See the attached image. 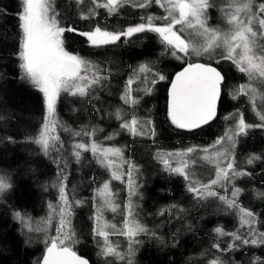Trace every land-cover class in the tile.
Listing matches in <instances>:
<instances>
[{
  "label": "trees",
  "instance_id": "obj_1",
  "mask_svg": "<svg viewBox=\"0 0 264 264\" xmlns=\"http://www.w3.org/2000/svg\"><path fill=\"white\" fill-rule=\"evenodd\" d=\"M103 2V0H101ZM223 0H217L222 3ZM60 12L62 24L71 25L81 31L90 30L95 25L109 31H120L129 25L141 23V17L152 14L160 16L163 10L153 5L149 9L134 8L125 5L117 15H108L106 10L98 9V15L90 20L80 18V13L92 7L91 0H84L83 5L76 0H54ZM18 0H0V9L7 15H0V140L13 137L15 142H0V175L6 176L12 189L0 198V264H35L44 251L43 232L28 233L24 226L15 219V212L20 211L30 216L34 228H43L47 218L48 202L55 204L58 190L55 185L60 177V169L67 175V190L70 199L83 201L74 208L72 226L80 243L74 250L87 257L91 264H98L102 258L96 255L95 241L91 237L95 208L94 190L110 179L109 173L102 168L90 152L82 153L77 162L71 155L74 141L89 143L88 137H75L69 132L57 128L64 148L60 153L53 152L45 156L39 146L31 143L28 137L35 136L43 122L46 107L42 93L19 78L20 70L13 55L17 42L16 10ZM211 23L219 22L217 10H210ZM65 47L68 51L79 54L94 62L104 70L109 79L98 88L91 97L70 96L61 93L57 101L56 118L73 131L95 128L93 139L104 146L123 149L124 159L138 166L133 171V178L139 185V196L132 197L136 217L158 239L141 235L142 241L134 257L135 264H210L219 257L224 264H251L254 257L264 258V246H244L243 248L221 252L228 246L230 238L218 236L215 228L225 232L238 229V218L234 210L228 209L216 198L197 200L187 191L186 181L179 176L163 171L156 158V153L177 152L190 146L207 147L227 126L223 117L239 110L244 113L249 123H257L246 98L233 100L223 95L219 105L217 119L202 129L189 132L172 126L167 116V82H160L150 96H145L136 106L125 105L120 99L124 84L132 69L142 62H153L156 69L169 79L179 71L181 64L171 56H162L163 46L152 33L136 34L130 38H121L116 45L91 47L86 39L78 34L65 33ZM227 77L229 90L244 83L245 77L231 64L221 62L216 65ZM135 87V85H134ZM259 103V101H258ZM117 109H121L125 118L134 114L137 117L151 119L156 125L157 135L132 136L120 128L121 121L115 118ZM106 137H112L106 139ZM236 164L251 173L239 177L235 184L242 189L238 202L253 211L259 218L257 229L264 231V129L253 128L240 139L236 147ZM255 154L260 159L247 164L248 157ZM59 162V163H58ZM128 171L125 164L122 172ZM195 172L204 181L211 177L209 166L199 164ZM111 189L116 194V203L123 209L128 202L126 178L124 182L111 180ZM222 195L224 192L217 187ZM231 189H229L230 195ZM176 207H173V206ZM164 215H160L161 210ZM104 218L118 227L122 225V212H104ZM55 221L50 229L54 234ZM243 231V229H240ZM31 237V242L26 241ZM114 242L126 248L124 237H112ZM115 264H124L116 261Z\"/></svg>",
  "mask_w": 264,
  "mask_h": 264
},
{
  "label": "snow or ice",
  "instance_id": "obj_2",
  "mask_svg": "<svg viewBox=\"0 0 264 264\" xmlns=\"http://www.w3.org/2000/svg\"><path fill=\"white\" fill-rule=\"evenodd\" d=\"M76 2L83 5L84 0ZM91 3V8L79 14L81 19L90 20L99 14L97 10L101 8L108 15H117L125 5L145 10L155 5L163 10V14L145 15L141 17V23L129 25L120 31H109L98 24L90 30L81 31L74 26L62 24L54 0H18V32L13 55L20 70L19 78L42 93L46 107L38 133L27 139L38 145L45 156H51L53 152L60 153L64 148L58 127L75 137L86 136L90 142L85 143L82 139L74 141L71 155L79 162L82 153L90 152L96 162L109 173L110 179L96 188L93 195V201L98 203L93 205L95 211L91 217V237L95 241L96 255L102 258L98 264H115L116 261L135 264L134 257L142 243L138 237L142 234L154 239L158 237L134 213L132 197L140 194L133 171L138 172V166L124 159L123 149L104 146L93 139L97 131L95 128L90 131H73L56 118L57 101L61 93L91 97L109 79L94 62L66 49L65 33L84 37L91 47L116 45L122 37L130 38L136 34H155L163 46L161 55L179 61L180 70L169 79L156 69L153 62H142L132 69L120 99L135 110L145 96L154 93L157 84L167 82V116L170 124L177 129L192 132L210 125L218 117L223 95L233 100L246 98L257 123H249L244 113L236 110L223 117L227 126L211 145L203 148L190 146L177 152L158 151L156 158L164 172L179 176L187 182V191L195 199L202 201L216 198L228 209L234 210L238 218V229L225 232L221 227L215 228L218 236H227L230 242L224 249L218 243L213 245L214 248L227 252L244 246H264V231L257 229L259 218L256 213L239 204L242 189L235 184L239 177L251 175L236 164L235 150L240 139L253 128L264 129V0H223L222 3H217V0H91ZM213 9L219 13V22L215 24L211 23L210 10ZM0 15H7V12L0 9ZM221 62L231 64L245 77L246 82L229 90L226 75L214 66ZM2 76L0 73V78ZM115 118L121 121L120 128L132 136H150L154 139L157 135L156 125L149 118L141 119L134 114L125 118L121 109L116 110ZM2 140L15 142L10 136ZM259 159V156L253 154L245 163L253 164ZM125 164L128 165L126 173L122 172ZM198 164L211 168V177L207 182L195 172ZM125 178L129 198L121 209L111 189V180L124 182ZM66 181L65 169L61 168L58 182L53 185L58 190L57 202H48L49 213L43 221V228H34L30 216L15 212V219L28 233H44L45 248L35 264H90L88 259L74 250L80 240L72 226V218L74 208L81 206L83 201L70 199ZM217 187L224 192L223 195L216 190ZM11 189V182L6 176L0 175V198ZM118 210L123 216L120 227L104 218L105 211L116 213ZM159 214L164 215L165 210L162 209ZM54 221L52 234L50 229ZM116 236L126 239V248L114 242L112 237ZM29 242L31 237L26 241ZM210 264L224 262L216 257ZM251 264H264V258L254 257Z\"/></svg>",
  "mask_w": 264,
  "mask_h": 264
},
{
  "label": "water",
  "instance_id": "obj_3",
  "mask_svg": "<svg viewBox=\"0 0 264 264\" xmlns=\"http://www.w3.org/2000/svg\"><path fill=\"white\" fill-rule=\"evenodd\" d=\"M214 66H216V65H214ZM221 70V69H220ZM218 113H219V108H218ZM205 127V126H204ZM77 252V251H76ZM78 253V252H77ZM79 254V253H78ZM79 255H81V254H79ZM83 256V255H82ZM85 257V256H84ZM86 259H88L87 257H85ZM89 260V259H88ZM90 261V260H89ZM90 264H91V262H90Z\"/></svg>",
  "mask_w": 264,
  "mask_h": 264
},
{
  "label": "rangeland",
  "instance_id": "obj_4",
  "mask_svg": "<svg viewBox=\"0 0 264 264\" xmlns=\"http://www.w3.org/2000/svg\"><path fill=\"white\" fill-rule=\"evenodd\" d=\"M75 54V53H74Z\"/></svg>",
  "mask_w": 264,
  "mask_h": 264
}]
</instances>
